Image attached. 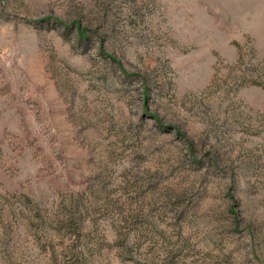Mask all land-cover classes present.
<instances>
[{"label":"rangeland","instance_id":"obj_1","mask_svg":"<svg viewBox=\"0 0 264 264\" xmlns=\"http://www.w3.org/2000/svg\"><path fill=\"white\" fill-rule=\"evenodd\" d=\"M0 264H264V0H0Z\"/></svg>","mask_w":264,"mask_h":264}]
</instances>
